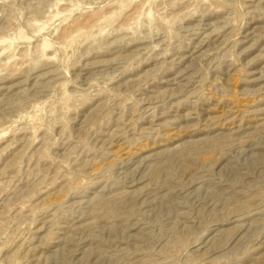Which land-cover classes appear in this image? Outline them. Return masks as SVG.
Masks as SVG:
<instances>
[{
  "label": "rangeland",
  "instance_id": "1",
  "mask_svg": "<svg viewBox=\"0 0 264 264\" xmlns=\"http://www.w3.org/2000/svg\"><path fill=\"white\" fill-rule=\"evenodd\" d=\"M0 264H264V0H0Z\"/></svg>",
  "mask_w": 264,
  "mask_h": 264
}]
</instances>
